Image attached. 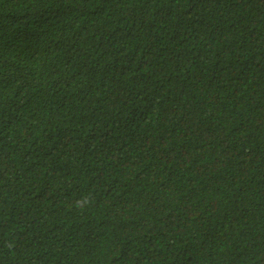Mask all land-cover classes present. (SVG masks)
Masks as SVG:
<instances>
[{
    "label": "trees",
    "instance_id": "1",
    "mask_svg": "<svg viewBox=\"0 0 264 264\" xmlns=\"http://www.w3.org/2000/svg\"><path fill=\"white\" fill-rule=\"evenodd\" d=\"M0 264H264V0H0Z\"/></svg>",
    "mask_w": 264,
    "mask_h": 264
}]
</instances>
